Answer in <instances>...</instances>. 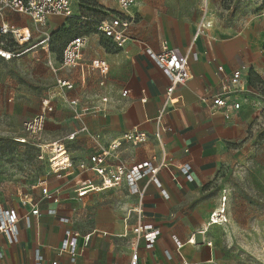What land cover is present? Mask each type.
<instances>
[{"label":"crops","instance_id":"obj_1","mask_svg":"<svg viewBox=\"0 0 264 264\" xmlns=\"http://www.w3.org/2000/svg\"><path fill=\"white\" fill-rule=\"evenodd\" d=\"M203 2L136 0L129 10L134 18L130 28L133 39L124 48H119L110 39L90 32L82 67L73 69L62 67L61 61L58 62L53 36L60 29L69 32L72 26V30L78 27L83 32L85 28L74 27L72 21L65 17L50 16L45 25L36 27L27 14L6 9L0 15V22L29 28L32 32L30 43L24 46L11 36H0V49L12 53L11 59L1 55L0 59L13 64L25 56H34L37 61L45 57L49 66L51 61L58 67L55 72L50 66L57 79H66L73 84L71 89L56 86L54 97L43 95V102L49 100L53 107L51 118L61 125L47 144L67 140L73 161L89 164L96 144L89 133L81 130L83 125L90 132L99 133L105 145L119 139L125 132L138 128L148 134L147 141L139 145L124 142L119 149V159L109 158L107 164L132 165L149 159L159 163L163 147L168 153L172 162L162 168L159 176L170 197L165 199L156 185H147L146 179L140 182L145 189L144 220L161 229L153 249L140 245L141 261L147 264H174L177 256L186 260L183 250L187 244H193L188 242L190 238H198L208 228L225 224H209L210 216L222 205L223 195H227V190L221 184L223 174L232 171L243 160L246 152L244 141L248 138L260 96L255 98L256 101L243 100L241 108L233 111L230 118H226L223 110L213 108V97L220 89L221 80L242 65L248 67L243 75L251 88L260 92L250 83L252 73L264 84V36L250 33L232 35L229 31H219L214 27L211 10L213 25L196 36L202 20ZM47 34L50 35V50H46L47 42H44L18 55L29 45L41 42ZM165 41L171 47H179L190 54V70L200 79V84L191 80L177 86L169 102L170 81L145 53L143 46L146 44L160 51ZM95 59L105 60L109 64L105 75L91 67ZM220 65L225 73L218 71ZM64 68L66 77L59 75ZM76 70H81L80 82L76 75L71 74ZM102 81L104 84H101ZM124 90H128L126 95L122 94ZM103 97L108 98L107 102L103 103ZM143 98L147 101L145 104ZM72 100H77V104L72 105ZM99 105H104V108L93 111ZM164 106L161 143L155 136L156 118ZM84 108L91 110L84 112ZM64 130L67 132L64 133ZM71 135H74L73 139H69ZM186 163L191 166L192 181L180 169ZM43 178L59 197L58 202L43 195L39 182L34 195L15 191L16 199L12 201L5 200L1 195L0 200L5 208L18 210L19 233L14 243H10L5 235H0V253H3L0 264L33 263L37 250L43 255L45 264L53 261L59 264H130L132 227L137 222L134 209L140 202L137 195L121 184L113 188L90 190L79 196L77 189L85 179L101 184V177L91 170L75 168L73 174L59 178L50 169ZM26 195L38 202L39 215H31L29 202L23 204ZM53 208L57 214L48 213ZM27 214H30L29 222L26 220ZM226 214L229 221L227 202ZM60 217H68L69 222H61ZM67 229L80 233L75 263L71 262L67 251L61 250ZM174 236L184 243L182 248H177Z\"/></svg>","mask_w":264,"mask_h":264},{"label":"built area","instance_id":"obj_2","mask_svg":"<svg viewBox=\"0 0 264 264\" xmlns=\"http://www.w3.org/2000/svg\"><path fill=\"white\" fill-rule=\"evenodd\" d=\"M135 1L136 0H118L119 11L117 13L104 10H100L98 13H90L85 8L80 7L78 4L76 5L74 0H0V15H3V11L6 9L24 13L31 17L36 27L45 25L48 17L50 16L65 17L67 19L75 18L83 26L91 29V32H95L110 39L115 46L119 48H124L127 42L133 39L130 34V28L134 22V18L129 14V10ZM212 25L213 20L210 19L209 0H204L202 4V20L198 25L196 36L200 35L204 28L211 27ZM0 36H11L14 41L24 46L25 44L30 43L32 39V32L29 28H20L13 23L1 21ZM44 42H47L46 50H50V35L47 34L41 42L29 45L27 49H24L18 55H21L30 49L36 48L40 43ZM87 44L88 34H81L71 38L63 47L61 53V66L71 69L82 67L84 49ZM143 46L145 53L151 58L155 65L162 70L164 75L170 81V85L168 87V102L170 101V96L177 86L185 85L191 80H195L200 84L199 77L193 75L190 70L189 53H184L179 47H171L166 41L163 43L160 51H155L146 44H143ZM0 55L6 59H11L12 53H5L0 50ZM49 64L55 72L58 71V67H56L51 61H49ZM91 67L99 69L100 73L104 75L109 70V64L107 61L100 59L93 60ZM246 69H248L247 65H242L230 76H225L221 80L219 91L213 97V108L223 110L226 118H230L233 111L241 108L243 100L254 101L256 97L261 96L260 92L251 88L248 85L247 80L244 78L243 73ZM218 71L225 73L224 67L221 65L218 67ZM101 84H104V81H102ZM57 85L62 89H71L73 87V84L70 81L62 78L57 79ZM1 92L0 82V100ZM127 93L128 90H124L122 94L126 95ZM241 97L244 98L242 99ZM107 100V97H103V103L107 102ZM142 102L145 104L147 101L143 98ZM70 103L75 105L77 104V100H72ZM165 107L166 106L160 110V113L156 118L157 126L155 136L161 143V134L164 130V127L162 126V117L165 112ZM52 108L53 107L50 101L45 100L43 102V109L33 118L24 121V129L32 136H39L45 127L47 112L52 110ZM103 108L104 105H99L93 109V111H99ZM90 110V108H84L83 111L86 112ZM81 130L89 133L90 138L96 144V151L90 156L91 163L88 164L85 161L75 163L70 156L67 140L54 141L44 145L43 147L46 148V150L43 149L39 158H44L45 155L48 154L51 171L59 178L73 174L75 168L82 171H94L101 177L100 185L95 184L92 179H85L77 189L79 196L85 195L90 190L113 188L121 184H125L130 193L137 195L140 202L137 208L134 209L137 213V222L132 227L133 238L130 240V264H147L146 262L141 261L139 252L140 245L143 244L146 249H153L159 236L161 235V229L153 223L146 222L144 220L143 198L145 195V189L141 187L140 182L146 179L147 185H156L160 189L161 195L165 199H168L170 197V193L163 186L159 174L162 168H165L172 162V160L165 148L162 146V158L159 163H156L154 159H149L132 165H126L124 163L110 165L107 164L108 159H119V149L124 142L139 145L147 141L148 134L145 131L134 128L125 132L119 139L113 140L108 145H105L102 142L101 135L99 133L90 132L86 125H83ZM73 138L74 135H71L69 139ZM180 169L189 181L193 180L190 164L186 163L182 165ZM39 185L42 188L43 195L54 202L59 201V197L56 193L50 190L45 179L40 180ZM28 202L31 204V215H39L41 212L38 202L26 195L23 204ZM226 202L227 195L224 194L222 197V205L220 208L212 212L209 224H221L228 222ZM48 213L57 214V210L54 208L49 209ZM26 220L29 222L30 214L26 215ZM60 221L67 223L69 222V218L60 217ZM18 222V210L16 208H5L0 200V235H5L10 243L17 242L18 240ZM125 235H128V231ZM79 237V232L67 229L65 232V238L61 244V250L69 253L72 263H75L77 260ZM173 239L178 249L184 246V243H182L176 236H174ZM192 240L193 238H190L188 242L193 243L194 241ZM2 256L3 253H0V257ZM30 264H45L44 257L39 250H37L35 261ZM50 264H59V262L53 261Z\"/></svg>","mask_w":264,"mask_h":264},{"label":"rangeland","instance_id":"obj_3","mask_svg":"<svg viewBox=\"0 0 264 264\" xmlns=\"http://www.w3.org/2000/svg\"><path fill=\"white\" fill-rule=\"evenodd\" d=\"M74 1L112 13L119 10L117 0ZM209 7L214 14L215 29L229 31L232 35L250 33L264 36V0H209ZM75 28L72 30V26L69 32L60 29L54 33L58 62L66 41L83 32ZM65 69L59 75L66 77ZM76 71L71 74L76 75L80 82L81 70ZM56 79L45 57L37 61L34 56H25L13 64L0 59L3 84L0 100V197L3 195L7 201L16 199L14 193L19 190L34 195L39 180L44 179L51 169L48 155L44 158H39V155L43 149L46 150L43 146L53 133L60 130L61 125L51 118L54 110L47 112L45 127L39 136L29 134L23 124L43 109V95L54 97L58 86ZM256 86L261 96L259 105L255 106L256 115L248 138L244 141L246 152L243 160L222 177V188L228 195L230 219L199 234L197 243L185 246L186 260L177 256L174 264H264V85L256 83Z\"/></svg>","mask_w":264,"mask_h":264},{"label":"trees","instance_id":"obj_4","mask_svg":"<svg viewBox=\"0 0 264 264\" xmlns=\"http://www.w3.org/2000/svg\"><path fill=\"white\" fill-rule=\"evenodd\" d=\"M78 5L80 6V7H82V8H85L86 10H88L90 13L91 12H94V13H98V12H100V10L101 9H94V8H92L90 5H86V4H83V3H78ZM70 20L72 21V25H74V26H79V27H81V28H85V32H83V33H79V34H75L73 37H75V36H78V35H81V34H87V33H90L91 32V29H88L87 27H85V26H83L77 19H75V18H70ZM73 37H71V38H73ZM70 40V39H69ZM68 40V41H69ZM67 41V42H68ZM66 42V43H67ZM65 43V44H66ZM250 83H251V85H253V86H256V83H261L262 85H264L261 81H259V79H257L255 76H254V74L252 73L251 75H250ZM257 87V86H256ZM264 87V86H263Z\"/></svg>","mask_w":264,"mask_h":264},{"label":"bare ground","instance_id":"obj_5","mask_svg":"<svg viewBox=\"0 0 264 264\" xmlns=\"http://www.w3.org/2000/svg\"><path fill=\"white\" fill-rule=\"evenodd\" d=\"M0 50H2V49H0ZM2 51H4L5 53H7L5 50H2ZM192 241H194L193 243H197V237L196 236L193 237V240Z\"/></svg>","mask_w":264,"mask_h":264}]
</instances>
